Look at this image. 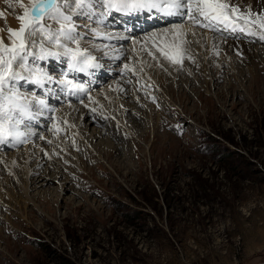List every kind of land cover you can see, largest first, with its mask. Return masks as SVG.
I'll list each match as a JSON object with an SVG mask.
<instances>
[{
	"label": "rangeland",
	"instance_id": "374dc122",
	"mask_svg": "<svg viewBox=\"0 0 264 264\" xmlns=\"http://www.w3.org/2000/svg\"><path fill=\"white\" fill-rule=\"evenodd\" d=\"M19 9L11 18L23 15ZM8 28L0 25V36ZM225 35L248 39L254 58L226 55L206 33L187 30L182 65L171 68L155 48V59L141 48L131 59L134 76L118 90L102 84L71 107L94 108L98 124L118 121L121 156L84 147L89 133L77 119L65 135L51 125L41 136L34 130L38 142L26 148L55 149L45 174L64 165L70 189L45 206L41 190L5 174L15 178L0 186V264H264V40L224 29L211 41ZM23 149L11 150L23 161Z\"/></svg>",
	"mask_w": 264,
	"mask_h": 264
},
{
	"label": "snow or ice",
	"instance_id": "6c2138e0",
	"mask_svg": "<svg viewBox=\"0 0 264 264\" xmlns=\"http://www.w3.org/2000/svg\"><path fill=\"white\" fill-rule=\"evenodd\" d=\"M19 7L24 9L23 15L17 17L20 27L7 29L8 42L0 36V144L11 142L12 146L23 144L27 137L34 135L31 122L45 111L54 110L39 94L22 93L17 82H30L41 90L54 85L70 96L89 91L71 74L94 75L90 70L102 67L98 56L93 55L90 49L101 54L99 59L109 53L105 51L107 45L101 48L85 41L84 29L100 39H130V29H142L152 19L142 15L136 18L137 13L156 10L165 18L180 17V23H169L149 31L143 42L131 40L132 45L140 44L153 59L156 58L152 52L155 48L174 65H182L188 51L183 24L185 17L201 28L213 31L223 28L264 40V13L244 7L242 0H30L28 5L20 0ZM113 11L134 17L123 22L124 27L118 37H114L106 27H101L107 24V18ZM77 16L85 18L82 27L75 22ZM89 21L97 27H92ZM50 58L66 60L67 69L59 77H54L42 66L41 62ZM115 58L120 57L117 55ZM124 68L127 69L128 65L125 64ZM53 129L57 130L55 124Z\"/></svg>",
	"mask_w": 264,
	"mask_h": 264
},
{
	"label": "bare ground",
	"instance_id": "6f19581e",
	"mask_svg": "<svg viewBox=\"0 0 264 264\" xmlns=\"http://www.w3.org/2000/svg\"><path fill=\"white\" fill-rule=\"evenodd\" d=\"M6 1V0H5ZM10 1H12V0H10ZM10 1L8 2V3H10ZM23 3L25 4V5H27V4H29L30 3V0H23ZM11 5V4H10ZM242 5L244 6V7H248V8H252L254 11H256V12H261V13H264V0H242ZM15 8H16V10H15ZM7 9V13L5 12V10ZM10 10L12 11V13L14 14V13H16V12H18V11H20V9H19V6H18V4H16V5H13V6H9V5H7V3L6 2H4L3 0H0V14L1 13H3L4 14V16H0V25L2 26V27H4V28H6V26H9V27H11L12 29H18L19 27H20V21L18 20V18H11V17H13V16H11V15H9V13H10ZM22 10H24V9H22L21 8V11ZM113 12H115V11H113ZM11 14V13H10ZM10 16V19H9V21H10V23H8L7 22V18ZM19 16H20V14H19ZM17 17V16H16ZM4 18V19H3ZM81 18V17H80ZM173 18H175V17H169L168 19L169 20H171V19H173ZM185 19L187 20V18L185 17ZM14 21L16 22L15 24H13L14 23ZM187 22H188V20H187ZM104 27H106V26H104ZM2 29V28H1ZM184 30H185V32L187 33V30H193V28L192 27H190V26H185L184 27ZM194 31V30H193ZM191 34H193V33H191ZM247 34V33H246ZM190 35V34H189ZM242 35V34H241ZM2 36L3 37H5V42H8L7 41V37H8V33L7 34H4V32H2ZM113 36L114 37H118V34H113ZM192 36V35H191ZM206 36H207V38H206V43H208L209 44V46L212 48V47H218V48H221V50H222V52L224 53V54H226V55H231V54H237V56L238 57H240V58H243V59H245L246 61L247 60H249L250 58H254V56L256 55L255 53V49H254V47L252 46V44L248 41V39H245V40H241L240 38H238V39H236L235 41H228V40H225V39H220V41H218L217 43L215 42V40L213 41H211V34L209 35L208 33H206ZM249 36V35H248ZM194 37V36H193ZM193 37H191V38H193ZM197 37V36H196ZM199 37H200V35H199ZM186 38H188L187 36H186ZM190 38V37H189ZM202 38V37H201ZM200 38V39H201ZM255 38V37H254ZM117 39V38H116ZM195 39V38H194ZM199 39V40H200ZM187 40V39H186ZM192 40V39H191ZM196 40V39H195ZM197 41V40H196ZM196 41H195V43H196ZM137 48H139V46L141 47V45H139V44H137V45H135ZM189 46V42L187 41V45H186V47H188ZM192 46V45H191ZM194 46V45H193ZM197 47H202V46H198L197 45ZM196 47V48H197ZM194 48V47H193ZM195 49V48H194ZM198 49V48H197ZM203 49H204V47H203ZM207 49H208V46H207ZM189 50V49H188ZM193 50V49H192ZM199 50V49H198ZM215 50V49H214ZM214 50H213V52H214ZM189 52V51H188ZM212 52V51H211ZM217 53V52H216ZM118 54H119V57H120V59L123 61V57H121L123 54L121 53V52H118ZM196 54V53H195ZM208 55V54H207ZM234 56V55H233ZM224 57H225V55H224ZM141 58V57H140ZM139 61H140V59L139 58H137ZM226 59H227V57H226ZM166 60V59H165ZM255 60V59H254ZM142 61V60H141ZM160 61V60H159ZM52 62V61H51ZM124 62V61H123ZM151 62V61H150ZM149 62V63H150ZM167 62L169 63V61L167 60ZM45 63H50V59H48L47 61H45ZM244 63V62H243ZM52 64H53V62H52ZM117 64V63H116ZM170 64V66H173V67H171V68H174V67H178V65H174V64H171V63H169ZM186 65V64H185ZM124 66V65H123ZM138 66H139V63H138ZM158 66V65H157ZM236 66V65H235ZM146 67V66H145ZM110 68H112V67H109L108 69H110ZM140 68V67H139ZM151 69H152V67H150ZM151 69H149V70H151ZM90 71H93L94 73H97L98 72V70L97 71H95V70H90ZM104 72V71H103ZM102 72V73H103ZM146 72H147V70H146ZM158 72V71H157ZM163 72V71H162ZM142 73H144V72H142ZM156 73V72H155ZM79 75L80 74H82L78 79H77V81L79 82V83H83L84 84V86H85V81L86 82H89L88 84L91 86V87H93V85L95 84V75L96 74H94V75H88V74H85V73H78ZM158 74H160V73H158ZM158 78H160V77H158ZM162 79H164V78H162ZM128 80V79H127ZM154 80H156L155 79V77H154ZM193 81V80H192ZM168 82V81H167ZM158 83V82H157ZM161 83V82H160ZM17 85H18V82H17ZM117 88V87H116ZM115 88V89H116ZM117 90H118V88H117ZM119 90L121 91H124V88L123 87H120L119 88ZM113 92H114V94H115V91L113 90ZM113 92H111L110 91V93H113ZM56 94H57V96H59V98L60 99H63L62 97H61V91H60V89L58 88L57 89V91H56ZM83 94H84V92H80V98L78 97V99H82L84 96H83ZM90 94V93H89ZM102 95H100V96H103L104 98H106L107 96H105V94L104 93H101ZM121 95H122V93H121ZM97 96V95H96ZM95 96V97H96ZM218 96L220 97V98H222L223 99V94L222 93H219L218 94ZM110 97V96H109ZM113 97H115V95L113 96ZM72 98V97H71ZM108 98V97H107ZM121 98V96L119 97V99ZM124 100V99H123ZM110 101V100H109ZM108 101V102H109ZM126 101H128V100H126ZM129 102V101H128ZM137 102V101H136ZM123 103V102H122ZM129 103H131V101L129 102ZM129 103H125V106H124V109H125V111L127 112L126 113V116H125V119L130 115L129 114V110H130V104ZM78 105V104H77ZM102 106V105H101ZM99 107V105L97 106V108ZM136 107V106H135ZM133 108V107H132ZM79 109V108H78ZM73 110V109H72ZM71 110H70V108H68V109H66V110H64V111H61V109H60V113L58 112H56V109H54L52 112H51V114H49V111H45L43 114H44V117H48V118H52V123H53V125L55 124L56 126H57V136L60 134V133H62V135H65L64 133V131H65V128H69L70 127V123H72V121H75L74 119H77V123H78V125H79V128L81 129V131L83 130V131H85V132H87V133H89V137H88V140H86V142L85 143H83V141H82V143H83V146L84 147H87V148H91L92 149V153H94V151L95 152H99V150L101 149V151L102 150H104V149H108V150H112V152L111 153H108V155L106 154V152H105V156L106 157H111V155H113V154H115V155H122V152H121V148H120V146H119V143H121L122 141H123V139L122 138H120V135L122 134V133H120L119 132V127H121V125H120V123L118 122V121H112V119H109V121H110V123L108 124V123H106V124H102V123H100V124H98L97 123V120H94L93 118L94 117H99V116H95V113L92 111V110H88V109H86V108H84V109H79V111H77L76 112V109L74 110V112H70ZM134 111V110H133ZM93 112V113H92ZM136 113H137V111H135ZM139 112H140V110H139ZM139 112H138V114H139ZM57 113V114H56ZM143 113V112H142ZM47 114H49L50 116H47ZM94 114V115H93ZM46 115V116H45ZM54 115V116H53ZM75 116H77V117H75ZM104 117V116H103ZM132 117H136L135 116V113H134V115L132 116ZM138 117V116H137ZM150 117V116H149ZM148 117V118H149ZM121 118H122V120H121V122H124V116H122L121 115ZM131 118V117H130ZM139 118V117H138ZM96 119V118H95ZM99 119V118H98ZM150 119V118H149ZM53 120H54V122H53ZM108 121V120H107ZM132 121H133V118H132ZM137 121V120H136ZM132 123V122H131ZM100 125H101V127H100ZM136 125V124H135ZM139 125V124H138ZM137 126V125H136ZM135 126V127H136ZM140 126H141V124H140ZM79 129V130H80ZM130 129V128H129ZM135 129V128H134ZM139 129V128H138ZM78 130V131H79ZM132 130V129H131ZM140 130V129H139ZM76 131V130H75ZM125 131V130H124ZM70 132H72V131H70ZM84 132V133H85ZM132 132V131H131ZM136 132H138L137 130H136ZM56 133V132H55ZM79 133H81V132H79ZM117 133H120V135H118ZM39 135V134H38ZM111 136L110 137V141L108 142L107 140H105V137L106 136ZM131 135V134H130ZM129 135V136H130ZM142 135V134H141ZM34 136V135H33ZM40 136H41V134H40ZM54 136V135H53ZM79 138H80V136H78ZM126 137V136H125ZM124 137V138H125ZM30 139H32L33 140V138H32V136L31 137H29ZM76 138V137H75ZM85 138H86V136H85ZM106 138H108V137H106ZM128 138H130V137H128ZM30 139H26V141H29ZM39 139V138H38ZM84 139V138H83ZM32 140L30 141L31 143H32ZM40 140V139H39ZM53 140V139H52ZM109 140V139H108ZM38 141V140H37ZM93 141H96V143L97 142H99V144H97V145H93ZM30 142L28 143V144H30ZM90 142V145L89 144H87L86 145V143H89ZM35 143V142H34ZM33 143V144H34ZM65 143V142H64ZM124 143V142H123ZM25 144V143H24ZM4 146H7V148L5 149V150H3V147ZM95 146H97V148L98 147H100V148H96ZM0 148H1V151H2V155H1V157H0V171H2L3 172V174H2V172L0 173V186H3L5 183H8V181H11L12 179H14L15 177L17 178V180H19L20 182H23V184L26 186V185H29V184H31V185H33V186H36L35 187V190H41V191H39V194H42V193H44L45 194V196H46V200L47 201H45V206L48 204H50L51 202H58V200H59V198L61 197V193H62V191H61V189H63L64 188V190H66V192H67V190H68V188H69V184H68V182H69V177H70V173H69V171L67 170V169H65V167H64V165H62L54 174H53V176H50L49 174H45V168H44V164L46 163L45 161H46V159H47V156L50 154H48V152H52V150L53 151H55V149H53L52 147L50 148V147H46L45 145H41V144H38V152L36 153V154H34V153H30V150H28L27 148H26V146L24 147V149L23 150H25L26 151V153H25V156L23 157V161L21 160V159H19V157H17V154H14V153H12L11 152V149H12V143L11 142H9V143H4V144H0ZM29 148H31V147H29ZM57 148V147H56ZM123 148V147H122ZM66 149H68V148H66ZM23 150H22V152H23ZM60 150V149H59ZM83 151H82V153L84 154V156L86 155V151H85V149L83 148L82 149ZM97 150V151H96ZM3 151H5V152H3ZM9 151V152H8ZM41 153H40V152ZM48 151V152H47ZM89 151H91L90 149H89ZM102 152H104V151H102ZM102 152H101V155H102ZM8 153H10V154H8ZM55 153V152H54ZM52 154V153H51ZM89 155V154H88ZM84 156H82V159L84 158ZM103 156V155H102ZM75 158V157H74ZM77 158V157H76ZM78 158H80V156L78 157ZM3 161H6V163H3ZM32 165V166H31ZM19 166V167H18ZM52 167V166H51ZM57 167V166H56ZM33 168H35V169H37V172L35 173V174H33ZM44 168V170H42ZM53 168V167H52ZM52 168L50 169V172L52 171ZM118 168L119 169H121L122 168V166H118ZM39 169H40V171H39ZM48 169V168H47ZM43 171V173L45 174V175H43V173H41L42 171ZM56 170V169H55ZM72 169H70V171H71ZM48 171V170H47ZM13 172H15V177L14 176H12L13 174ZM7 173H9V174H12L11 176H12V178H11V176H9V175H6L5 176V174H7ZM49 173V172H48ZM52 173V172H51ZM33 177H36L35 179H33ZM59 177V178H58ZM61 179H63V180H61ZM16 182V181H15ZM15 182H14V184H15ZM54 183H56V184H59V186H60V188L58 189V188H56V187H54ZM9 185V184H8ZM8 185H7V187H8ZM11 185V184H10ZM21 185V184H20ZM4 187V186H3ZM13 188V187H12ZM5 189V188H4ZM19 189H21L20 187H19ZM70 189V188H69ZM27 192V191H26ZM65 192V191H64ZM9 193V192H8ZM11 193V192H10ZM14 194V193H13ZM9 195L10 194H8V196L7 197H9ZM11 196V195H10ZM13 196V195H12ZM14 198H15V196H14ZM51 198V199H50ZM11 200V199H10ZM16 200V199H15ZM2 201V200H1ZM5 202V201H4ZM6 203V202H5ZM9 203V202H8ZM47 205V206H48Z\"/></svg>",
	"mask_w": 264,
	"mask_h": 264
},
{
	"label": "trees",
	"instance_id": "16d2710c",
	"mask_svg": "<svg viewBox=\"0 0 264 264\" xmlns=\"http://www.w3.org/2000/svg\"><path fill=\"white\" fill-rule=\"evenodd\" d=\"M165 198H166V199H167V201H168V197L166 196ZM168 203H169V202H168Z\"/></svg>",
	"mask_w": 264,
	"mask_h": 264
}]
</instances>
